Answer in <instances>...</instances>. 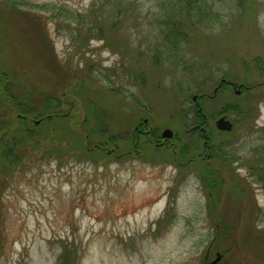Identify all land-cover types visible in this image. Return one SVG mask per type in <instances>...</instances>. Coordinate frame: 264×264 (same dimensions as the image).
<instances>
[{
	"label": "rangeland",
	"instance_id": "rangeland-1",
	"mask_svg": "<svg viewBox=\"0 0 264 264\" xmlns=\"http://www.w3.org/2000/svg\"><path fill=\"white\" fill-rule=\"evenodd\" d=\"M124 3L118 19L94 0H0V75L9 72L17 86H32L41 95L30 89L33 102L68 93L76 105L72 123L81 122L88 103L102 102L110 115L123 108L182 136L193 124L187 110L195 90L209 95L203 106L213 128L221 117L237 121L221 109L245 100L251 116L224 139L232 140L238 161L231 168L248 196H223L219 217L235 238L216 243L236 253L225 257L211 243L212 215L196 172L162 162L151 150L141 159L98 164L66 147L25 158L9 173L0 162V264H63L66 248L75 252L68 264H206L217 253L223 255L218 264H264L253 248L243 249L252 214L256 229L264 230V189L249 171L264 159V88H224L211 97L223 77L248 85L261 80L242 62L264 60V0H207L203 20L186 27L190 37L177 52L164 49L157 30L164 0ZM81 82L92 92L71 89ZM9 105L0 97V128L16 118ZM125 111L100 116L110 117L112 128ZM218 135L213 131L212 139Z\"/></svg>",
	"mask_w": 264,
	"mask_h": 264
},
{
	"label": "trees",
	"instance_id": "trees-1",
	"mask_svg": "<svg viewBox=\"0 0 264 264\" xmlns=\"http://www.w3.org/2000/svg\"><path fill=\"white\" fill-rule=\"evenodd\" d=\"M94 1L101 3L100 9L104 10L108 17L115 15L119 19L122 14H126V8L123 7L126 3L121 5L123 0ZM117 2H121L120 5ZM164 2L167 4L165 6L163 5L165 3L161 5L163 12L165 11L164 19L158 22L157 30L164 35V49L177 52L182 48L181 45L188 40L189 33L186 27H193L194 22L201 23L203 20L200 18L206 14L204 11L206 10L207 0H164ZM107 8L110 10H107ZM245 10L243 9L241 16L247 14ZM104 13L101 12L99 16ZM207 14L209 13L207 12ZM118 31H121V29ZM241 62L239 60V64ZM55 67L61 73L65 72L60 70L59 65ZM242 67L260 73L261 80L258 79L259 81L256 80V83L248 85L245 81H241V84H236V79L226 80L223 77L221 80H224V82L220 81L215 87L216 92L211 97L218 96V93L223 91L224 88H240L245 93L254 89L264 88L263 59L255 57L249 61L245 60L242 62ZM30 87L31 91H33L32 86ZM79 87L85 88L84 90L90 93L92 92L83 82L81 84L75 83V87L71 85V89L74 90ZM30 89H27L26 86H17L9 72H3L0 75V97L9 102L10 112L15 111L16 115L13 123L4 124L3 128H0V162H4L5 169L6 166L8 167L7 173L13 171L19 164L22 163L23 165L25 158L32 160L40 153H52L51 150L60 151L65 150L66 147H69L68 150L76 151L84 158L90 161L94 160L98 164H109L116 161V158L120 160L141 159L143 156L148 155L146 154L147 150H151L154 156L156 154L160 155L162 162L170 163L178 169H188L197 173L201 186L207 194L209 215H212L215 238L211 243L215 244V249L217 251L221 250L222 252H220L225 257L236 253V247L233 246L232 248L231 246L218 245L216 243L218 238L219 242H222V240L232 241L235 238L233 226H229L228 223L224 222V219L219 217V206L223 196H226L225 194L233 195L236 201L247 200L245 196H248L246 194L248 190H246V186H243V179H240L235 169L231 168L232 163L238 161V158L233 156L231 150L232 140L224 139L251 116L252 111L246 106L245 100L236 101L233 105L229 104L221 109L220 114H232L238 119L233 123L231 132H220L215 127L209 126V118L204 111V98L209 95L205 91L195 90L188 95V98L191 99L192 107L187 110L188 114L192 115L193 124L187 128V135L182 136L170 124H164L163 127H155L157 126L156 124L152 126V119L144 123L146 119L142 116H137L133 112L127 113L123 108H116L117 114H122L124 111L125 114L119 117L115 115L114 126L110 128V117L109 121H107L105 117L100 115L102 112L112 116L115 111L111 110L113 112L110 115L109 112L102 110L100 105L103 104L102 102L97 103L100 106H97L96 103H88L82 108L84 116L81 122L75 121L72 123L73 107L76 108V105L70 100L68 93L59 97L40 98L39 101L33 102L31 100L37 99L41 95L39 96L38 92L35 93L33 91L37 98L30 97L27 95ZM67 91L77 97L76 91L75 93L71 92L72 90L70 89ZM15 92L19 94H17L19 99L15 98ZM192 97H196V101H192ZM39 102L41 103L40 105L38 104ZM64 107H67V109H64ZM91 108L97 111L96 114L98 113V115L93 116L90 114L89 110ZM141 113L146 114L147 112L143 111ZM220 114L215 115L218 116ZM96 121L101 122V125L98 126ZM164 128H170L174 136L167 142V147H164V144L156 146L155 143H160L159 134ZM112 130L117 132L118 135H115ZM147 131L148 133L145 135L144 132ZM213 131L219 133L218 138L216 136V140L212 139L211 134ZM153 148H156L158 152H155ZM263 161H260V164L255 168H250L249 171L254 176L255 181L264 189ZM2 176L0 173V178ZM253 205L251 207L254 210L257 209L254 203ZM255 218H253L252 214V218L247 221V229H249L250 235L246 236L245 248L243 249L253 248L257 258L264 261V237L262 235L264 230L258 231L256 229ZM74 254L75 252L66 248L62 255L63 264H68L69 258L67 259V257L71 255L74 257ZM232 264H239V262L235 260Z\"/></svg>",
	"mask_w": 264,
	"mask_h": 264
},
{
	"label": "water",
	"instance_id": "water-1",
	"mask_svg": "<svg viewBox=\"0 0 264 264\" xmlns=\"http://www.w3.org/2000/svg\"><path fill=\"white\" fill-rule=\"evenodd\" d=\"M223 82V81H222ZM216 91V90H215ZM236 94H239V92H236ZM193 100L195 101L196 98L194 97ZM215 127L218 131H221V132H230L232 130V123L227 120L226 118L224 117H221L219 118L216 122H215ZM172 137V132L171 130L169 129H165L163 132H162V138L163 139H170ZM221 259V255L220 254H216L215 258L213 261H211L210 263L208 264H217Z\"/></svg>",
	"mask_w": 264,
	"mask_h": 264
},
{
	"label": "flooded vegetation",
	"instance_id": "flooded-vegetation-1",
	"mask_svg": "<svg viewBox=\"0 0 264 264\" xmlns=\"http://www.w3.org/2000/svg\"><path fill=\"white\" fill-rule=\"evenodd\" d=\"M226 119H227V118H226ZM146 122H147V120H144V123H146ZM201 131H202V130H201ZM162 132H163V131H162ZM162 132H160V134H159V138H160L159 141H160V143H155V145L158 146V145L164 144V147H167V142L173 138L174 134H173V132H172V137H171L169 140H166V139H163V138H162ZM147 133H148V131H147V132H144L145 135H147ZM215 256H216V254H215ZM221 260H222V257H221L220 261H221ZM205 261H207V258H205ZM220 261H219V262H220ZM219 262H218V263H219ZM218 263H217V264H218ZM206 264H208V263H206Z\"/></svg>",
	"mask_w": 264,
	"mask_h": 264
}]
</instances>
